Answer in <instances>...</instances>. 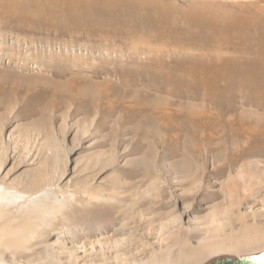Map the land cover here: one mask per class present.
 <instances>
[{"label":"rangeland","instance_id":"rangeland-1","mask_svg":"<svg viewBox=\"0 0 264 264\" xmlns=\"http://www.w3.org/2000/svg\"><path fill=\"white\" fill-rule=\"evenodd\" d=\"M263 129L264 0H0V188L61 207L0 264L264 252Z\"/></svg>","mask_w":264,"mask_h":264},{"label":"bare ground","instance_id":"bare-ground-1","mask_svg":"<svg viewBox=\"0 0 264 264\" xmlns=\"http://www.w3.org/2000/svg\"><path fill=\"white\" fill-rule=\"evenodd\" d=\"M222 10V9H221ZM262 12V10H261ZM2 13V12H1ZM250 13V12H249ZM222 18V17H221ZM241 18V17H240ZM210 19V18H209ZM224 20V19H222ZM2 21V20H1ZM97 22V21H96ZM93 26V25H92ZM103 26V25H102ZM101 27V26H100ZM83 29V28H82ZM119 72V71H118ZM121 80V79H120ZM130 80V79H129ZM131 86V85H130ZM138 88V87H137ZM162 91V90H161ZM262 93V92H261ZM170 94V93H169ZM259 96V95H258ZM192 112V111H191ZM163 113V112H162ZM163 116V114H162ZM172 118V117H171ZM209 119V118H208ZM210 123V122H209ZM248 129V128H247ZM252 129V128H251ZM254 130V129H253ZM252 132H256L253 131ZM264 130V129H263ZM259 131V130H258ZM263 134V132H261L257 138V143H260L263 138L261 137ZM247 139V138H246ZM170 141V140H169ZM249 141V139L247 140ZM253 155H257L256 152H254L252 150L251 147L248 148V152H247V156H249L248 158H251ZM240 156L239 155H235V161L238 160ZM232 164H233V160H229ZM212 165V164H211ZM197 181V180H196ZM31 186L33 185V183H36V181L34 180H29ZM192 183V182H191ZM198 184V183H197ZM11 186V185H10ZM14 187V185H13ZM18 189V188H17ZM23 191V190H21ZM39 191V190H37ZM35 191V192H37ZM41 191V190H40ZM30 192V191H29ZM26 193V192H25ZM34 193V192H32ZM61 193V192H60ZM67 193V192H66ZM30 194V193H29ZM67 195V194H66ZM31 196H33L31 194ZM25 197L24 194H20L18 192L12 191L11 188H0V221H3L2 224L0 225V239H1V243H5L3 246H7V247H15V248H21L22 245L24 243H28L30 242V240L33 239V233L35 232L36 228H37V220H45L47 219V215H55L57 213L60 212L61 207H58V205H56V202H53L50 205V208L48 211L45 210V207H37L35 202L38 199V197ZM61 196H63V194L61 193ZM85 196V195H84ZM92 196V195H90ZM65 197V195H64ZM68 198L72 197V196H67ZM66 197V198H67ZM98 197V196H96ZM60 198V197H59ZM88 198V197H87ZM76 199V198H75ZM10 200H12L13 202H15V205H17V211H23V214L21 215V221L19 223V225L15 224L14 222H16L15 218L11 217L8 219L5 218L4 216V207L5 205H7V203H10ZM40 200V198L38 199ZM87 200V199H86ZM7 201V203L5 202ZM76 201V200H75ZM97 201V200H96ZM235 201V200H234ZM5 202V203H3ZM171 201L169 202H164L162 204H160L158 209L167 207L168 204H170ZM60 203V202H59ZM151 203V202H150ZM155 202L153 201L151 204H154ZM172 203V202H171ZM30 204L31 208H29L27 205ZM237 204V203H236ZM64 205V204H62ZM159 205V204H158ZM172 205V204H170ZM169 205V206H170ZM66 206V205H65ZM23 207V208H22ZM155 207V206H154ZM14 208V210H15ZM84 209V207H83ZM153 208L150 207L149 210H152ZM173 209V208H172ZM10 212V211H9ZM72 213V212H71ZM70 213V214H71ZM61 214V213H60ZM9 215V214H8ZM58 215V214H57ZM60 216V215H59ZM58 216V217H59ZM20 219V218H19ZM18 219V221H19ZM176 220L170 222L169 224H162V227H168L171 226V223H175ZM16 226V227H15ZM41 226V223H40ZM145 228V227H144ZM154 231V230H153ZM163 234V233H162ZM146 235V234H145ZM148 235V234H147ZM36 238V237H35ZM3 240V241H2ZM246 241V240H245ZM26 246V245H25ZM205 247V246H204ZM214 246H210V248L207 250L208 252H210L211 250H215L217 249L218 246H216L215 248H213ZM213 252V251H211ZM217 253V252H216ZM53 255V254H52ZM54 256V255H53ZM48 260V257H47ZM76 260V259H74ZM54 260H50L47 262H44V264H54L53 263ZM163 261V260H162ZM72 264H74L73 262H71ZM69 263V264H71ZM194 263V262H193ZM196 263V262H195ZM55 264H62L59 260H57V262ZM76 264V263H75ZM164 264H173L171 262H165Z\"/></svg>","mask_w":264,"mask_h":264},{"label":"water","instance_id":"water-1","mask_svg":"<svg viewBox=\"0 0 264 264\" xmlns=\"http://www.w3.org/2000/svg\"><path fill=\"white\" fill-rule=\"evenodd\" d=\"M261 257H264V252L240 257L226 256L218 258L210 264H264V259H261Z\"/></svg>","mask_w":264,"mask_h":264},{"label":"snow or ice","instance_id":"snow-or-ice-1","mask_svg":"<svg viewBox=\"0 0 264 264\" xmlns=\"http://www.w3.org/2000/svg\"><path fill=\"white\" fill-rule=\"evenodd\" d=\"M261 259H264V257H261Z\"/></svg>","mask_w":264,"mask_h":264}]
</instances>
